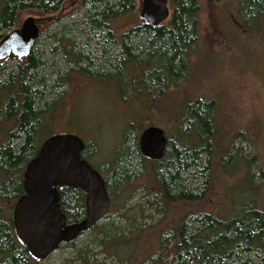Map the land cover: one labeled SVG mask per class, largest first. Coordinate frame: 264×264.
I'll use <instances>...</instances> for the list:
<instances>
[{
    "label": "trees",
    "instance_id": "obj_1",
    "mask_svg": "<svg viewBox=\"0 0 264 264\" xmlns=\"http://www.w3.org/2000/svg\"><path fill=\"white\" fill-rule=\"evenodd\" d=\"M64 1L0 0V41L18 27L21 10L54 12ZM233 1L242 29L259 31L264 45V0ZM79 9L82 18L69 31L52 35L58 45L51 49V60L50 53L38 49L41 34L27 59L12 56L8 59L21 63L0 69V264L42 262L20 242L13 211L24 195L26 167L41 144L56 134V112L77 74L99 85V90H111L116 102L128 110L121 124L120 146L94 166L105 174L112 201L110 213L101 221L110 225L100 222L89 231L96 235L99 253L120 264H264V207L258 202L264 170L258 156L235 148L237 133L215 159L216 99L198 96L171 115L165 112L170 90L182 87L192 74L200 36V2L172 0L171 19L158 27L141 21L136 0H82ZM126 16L130 18L126 27L115 28L113 24ZM150 125L164 129L168 138L165 156L158 162L145 158L139 148V136ZM97 149L94 142L87 144L83 158L93 162ZM216 167L234 181L227 187L225 202L208 210ZM59 191L68 220L84 218L85 194L72 188ZM144 192L146 208L128 207ZM178 205L184 206L182 214L159 230L150 251L139 255L144 237L155 229V223L146 227L153 216L145 213L165 217ZM115 216L131 228L126 232L110 223ZM77 241L60 250L72 249L78 264H98V254L88 246L77 249Z\"/></svg>",
    "mask_w": 264,
    "mask_h": 264
},
{
    "label": "rangeland",
    "instance_id": "obj_2",
    "mask_svg": "<svg viewBox=\"0 0 264 264\" xmlns=\"http://www.w3.org/2000/svg\"><path fill=\"white\" fill-rule=\"evenodd\" d=\"M81 1L65 0L58 11L49 13L21 10L18 14L17 28H20L28 17H35L42 33L38 49L48 55L51 49L58 45L52 35L60 30L69 31L73 22L82 18L83 12L79 9ZM142 1L136 0L138 14L142 8ZM154 1L167 5L171 13L173 12L172 0ZM198 1L202 7L200 36L198 53L193 58L192 74L190 80L182 87L170 90L172 95L164 102L165 112L171 115L174 109L182 108L183 102L198 96L216 99L218 106L216 118L219 131L215 139L217 157L215 159H218L220 150L223 147H228L238 133L235 148H242L246 155L256 154L261 168L264 170V45L259 31L242 29L233 0ZM128 22H130V18L126 16L113 25L115 28L122 29ZM47 57L48 60L53 58L51 53ZM55 59L59 63L61 62L60 55H57ZM19 62L18 59H8L0 62V69L3 67L13 68ZM60 68L64 67L60 65ZM91 84L93 83L90 79L81 75L77 74L73 77L71 84L66 89L68 94L64 103L56 112L54 133H76L87 144L90 145L94 142L99 152L91 163L93 166H97L120 146L121 124L122 120L127 117L128 110L116 102L111 90L107 88L99 90V85ZM119 117L120 119H118ZM103 118L105 119L103 120ZM215 169L212 175L211 193L208 197V210L225 202L227 187L231 186L234 181V178L223 175L218 167ZM259 182H262L263 186L258 202L264 207V179H259ZM140 183L144 185V181ZM145 194V192L140 193L128 204V207L139 204L140 209L146 208ZM237 197H239V193ZM220 209L224 210L225 207L222 205ZM183 210L184 206L178 205L170 209L165 217L157 215L153 211L146 212V215L153 216L147 221L146 227L155 223V229L149 230L150 233L146 234L138 254L150 251L159 230L173 224ZM133 215L139 217L138 214H131L132 218ZM110 223L124 228L126 232L131 228L130 223H126L119 216H115ZM101 224H108V221L101 222ZM95 237L96 235L89 232L78 239L75 247L84 250L88 246V249L98 254L96 256L98 264H120L117 259L107 257L108 254L99 253L101 248L98 247V240ZM99 238H102V235H99ZM75 257V252L72 249H61L47 260L42 261L41 264H78L74 261Z\"/></svg>",
    "mask_w": 264,
    "mask_h": 264
},
{
    "label": "water",
    "instance_id": "obj_3",
    "mask_svg": "<svg viewBox=\"0 0 264 264\" xmlns=\"http://www.w3.org/2000/svg\"><path fill=\"white\" fill-rule=\"evenodd\" d=\"M141 21L158 27L172 16L169 7L154 0H143ZM41 36L35 17H28L20 28L0 41V62L10 57L27 59ZM168 138L158 126L146 127L139 136L142 155L153 161L162 160ZM86 142L77 134H55L40 146L23 175L24 195L13 211V223L20 242L32 257L45 261L64 244L75 242L91 231L109 213L112 201L102 173L83 158ZM81 190L86 195L85 216L71 222L63 211L60 189Z\"/></svg>",
    "mask_w": 264,
    "mask_h": 264
},
{
    "label": "flooded vegetation",
    "instance_id": "obj_4",
    "mask_svg": "<svg viewBox=\"0 0 264 264\" xmlns=\"http://www.w3.org/2000/svg\"><path fill=\"white\" fill-rule=\"evenodd\" d=\"M86 145H87V143H86ZM92 159V158H91ZM87 160V159H86ZM88 161V160H87ZM91 165H92V163L90 162V161H88ZM92 167H94L93 165H92ZM95 168V167H94ZM96 169V168H95ZM100 171V170H99ZM101 173H102V175L104 176V178L106 179V177H105V174L102 172V171H100ZM63 189H65V188H63ZM61 190V189H60ZM60 192V191H59ZM86 196V195H85ZM60 198H61V194H60ZM60 204H61V201H60ZM62 207V206H61ZM64 211V210H63ZM66 213V212H65Z\"/></svg>",
    "mask_w": 264,
    "mask_h": 264
}]
</instances>
